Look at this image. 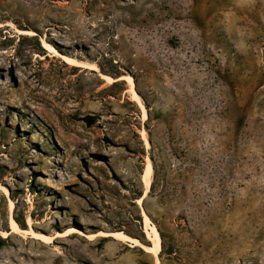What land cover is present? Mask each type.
I'll return each instance as SVG.
<instances>
[{
	"label": "rangeland",
	"instance_id": "obj_1",
	"mask_svg": "<svg viewBox=\"0 0 264 264\" xmlns=\"http://www.w3.org/2000/svg\"><path fill=\"white\" fill-rule=\"evenodd\" d=\"M0 21L13 23L0 28V232L11 199L26 230H122L150 244L145 210L160 264H264V0H0ZM42 40L131 75L147 118L125 80L72 67ZM0 264L155 257L113 238L12 234L0 235Z\"/></svg>",
	"mask_w": 264,
	"mask_h": 264
},
{
	"label": "bare ground",
	"instance_id": "obj_2",
	"mask_svg": "<svg viewBox=\"0 0 264 264\" xmlns=\"http://www.w3.org/2000/svg\"><path fill=\"white\" fill-rule=\"evenodd\" d=\"M12 25H13V23H11L10 21H8L6 23L0 21V28H5L8 26H12ZM17 33L20 36H28V37H35L36 36V32L33 30L18 29ZM42 46L49 53H51V54L54 53L55 56L56 55L59 56L66 63L70 64L72 67H79V68H82L83 70H93V71L99 72V75L101 76V78L103 80H105L110 85L114 84L115 81L125 80L129 85L128 91L132 95L133 99L136 102H139L141 105V108L143 111V117L145 119L147 118V111L145 109V106H143L140 102L141 97H139L138 93L136 92L135 80L131 75H124V76H121L119 78H113L112 76L102 74L99 66L96 63L91 64V63H87V62L78 60L76 58L70 57V56L60 54L59 51H57L54 48V46H52L50 43L46 42L45 40H42ZM142 133H143L142 138L145 141V144L147 145V147H150V143H149L148 136H147L146 132L143 131ZM153 175H154V167H153L152 161L149 158H147L146 163L143 167L141 176H140L141 183H142V186L144 188V194H143V196L139 197L136 200L139 205H141L143 203L144 198L149 194V192L151 190ZM0 189L3 192L8 193L6 188L0 186ZM14 209H15V205H14L13 201L10 199L9 200V211H10L9 228L11 231H1L0 235L3 238H8L12 234H24L25 236H28V237L34 239L35 241H39V242L43 243L44 245L54 243L59 238L70 237L75 233H79L81 235H86V237L89 240H97V239H102V238H113L117 242H122V243L129 244L132 247L141 248L146 253H149V254L153 255V257H155V264H160V254H161V250H162V238L160 236L158 228L152 222L151 218L145 212V210L141 211L142 212L141 216H142V220H143V224H144L143 231L147 234V239L149 240V242H151L150 244H145L139 238L131 236L122 230H113V231L101 230L97 233L85 234V233H82L81 231L69 229L63 233L56 232V233H53L52 235H50V234L46 235V234H43L41 232L36 231L33 227L32 221L28 222L29 229L26 230V229H23L18 224L16 219L14 218V214H13Z\"/></svg>",
	"mask_w": 264,
	"mask_h": 264
},
{
	"label": "crops",
	"instance_id": "obj_3",
	"mask_svg": "<svg viewBox=\"0 0 264 264\" xmlns=\"http://www.w3.org/2000/svg\"><path fill=\"white\" fill-rule=\"evenodd\" d=\"M117 242V241H116ZM122 243V242H121ZM122 244H125L126 245V243H122ZM129 244H127V246H128ZM130 246V245H129ZM132 247V246H131ZM133 248H136V247H133Z\"/></svg>",
	"mask_w": 264,
	"mask_h": 264
}]
</instances>
